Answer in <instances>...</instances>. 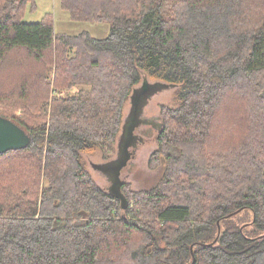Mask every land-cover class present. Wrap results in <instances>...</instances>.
<instances>
[{"label": "trees", "instance_id": "trees-1", "mask_svg": "<svg viewBox=\"0 0 264 264\" xmlns=\"http://www.w3.org/2000/svg\"><path fill=\"white\" fill-rule=\"evenodd\" d=\"M27 1L0 0V116L30 137L0 154V264H264V0H60L105 38ZM143 78L174 86L165 166L117 196L85 155L111 156Z\"/></svg>", "mask_w": 264, "mask_h": 264}, {"label": "rangeland", "instance_id": "rangeland-1", "mask_svg": "<svg viewBox=\"0 0 264 264\" xmlns=\"http://www.w3.org/2000/svg\"><path fill=\"white\" fill-rule=\"evenodd\" d=\"M35 7L30 9V1H27L24 6L21 21L23 22H39L47 14L52 17L54 31L58 33H68L76 35L83 31L88 32L95 38H105L108 36L110 27L106 22H89L72 20L69 13L63 10L60 6V0H33ZM149 80L141 79L136 85L140 86L141 82ZM166 83V82H165ZM168 84V83H167ZM174 86L168 84L154 93L147 104L144 106L140 118L142 124L135 129V134L138 136V143L135 147L131 146L129 151L131 157L128 159L125 166L121 168L120 181L129 183L133 189H150L157 185L165 166V159L161 157L160 163L153 169L148 165L150 154L157 148V134L161 125L160 105L171 103V94ZM70 91L69 93H72ZM130 110V99L127 100L124 107L123 122L126 119ZM19 115V111L17 112ZM118 142L114 146V151L108 159H103L100 153L96 155H85L87 168L94 181L106 191H111L113 188V174L108 169H104L103 165L118 157ZM246 219V218H243Z\"/></svg>", "mask_w": 264, "mask_h": 264}, {"label": "water", "instance_id": "water-1", "mask_svg": "<svg viewBox=\"0 0 264 264\" xmlns=\"http://www.w3.org/2000/svg\"><path fill=\"white\" fill-rule=\"evenodd\" d=\"M168 84L161 81H143L140 86L134 87L129 96L130 110L126 116L124 123L121 125V131L118 138V157L109 161L103 168L112 172L113 174V188L111 193L120 196V172L121 168L126 165L128 159L131 157L129 148L135 147L139 141L138 136L134 133L135 129L142 124L140 115L142 114L144 106L147 104L150 97L157 91L166 88ZM30 142V137L27 132L17 125L14 121L0 116V154L9 150H19L26 148ZM241 209L230 213L229 216L239 212ZM219 232V228H218ZM192 249V247H191ZM193 258L190 264H194Z\"/></svg>", "mask_w": 264, "mask_h": 264}]
</instances>
